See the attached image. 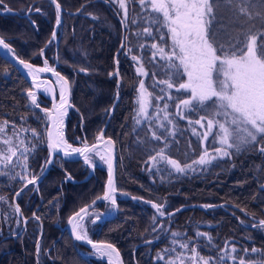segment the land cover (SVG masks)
Listing matches in <instances>:
<instances>
[{
  "label": "trees",
  "instance_id": "obj_1",
  "mask_svg": "<svg viewBox=\"0 0 264 264\" xmlns=\"http://www.w3.org/2000/svg\"><path fill=\"white\" fill-rule=\"evenodd\" d=\"M57 2L65 10L55 38L56 70L71 86L72 106L64 121L69 145L92 144L107 124L105 136L111 137L117 147L115 186L119 191L153 201L165 213L182 205H222L203 210L192 207L169 218H158L150 204L117 199V217L107 219L99 232V224L89 221V237L114 244L125 264H167L169 260H175V264H202L201 257L208 264H240V260L244 264H264V229L252 226L254 219H264V153L259 151L264 145H253L240 153L226 149L232 154L221 157L216 149L225 146L213 139L216 128L207 132V118L196 123L205 113L176 107L179 99L190 93L160 83L170 80L173 69L151 47L154 43L162 46L164 41L159 37L167 31L157 30L151 22V17L162 19L151 9V1L145 0L142 6L139 0H124V8L120 0ZM242 7L247 11L241 12ZM77 10L79 13L71 14ZM214 13L217 21L212 27L225 45L237 38L246 39L249 30L264 32V0L222 3ZM56 20L57 10L51 0H3L0 38L21 60L34 65H45L47 61L53 66ZM120 21L125 26L126 41L117 54L118 79L114 55L122 36ZM146 28L149 31L145 32ZM260 38L258 35V43ZM165 39L171 45L170 37ZM139 67L147 75L138 73ZM182 79L186 81L187 77ZM141 81L145 93L150 94L144 113L139 103ZM29 91L30 83L0 57V123L7 121L5 127L18 133L21 140L17 148H22L7 166H0V197L4 198L0 200V264H35L41 226L38 264H108L103 257L94 258L96 253L82 245L75 246L57 227L104 192L106 165L94 154L89 157L94 165L90 179L81 183L66 181V175L83 179L88 167L57 156L37 187L30 185L16 197L27 220L21 234L14 236L22 223L14 211L13 198L21 186L40 174L48 159L46 117L28 99ZM37 104L42 108L50 105L42 94H38ZM201 156L210 162L200 164ZM169 159L176 160L185 171L176 172L168 164ZM109 209V203L97 204L85 220ZM173 232L181 235L172 236ZM182 243L189 247H180ZM77 248L87 254L86 259ZM158 254L163 259H158Z\"/></svg>",
  "mask_w": 264,
  "mask_h": 264
},
{
  "label": "snow or ice",
  "instance_id": "obj_2",
  "mask_svg": "<svg viewBox=\"0 0 264 264\" xmlns=\"http://www.w3.org/2000/svg\"><path fill=\"white\" fill-rule=\"evenodd\" d=\"M52 2L55 3L56 0H52ZM139 2L142 6L145 5V0H139ZM246 2L248 0H151L150 3L151 9L162 15V19L160 16L151 17V22L158 26L157 30L159 28L167 29L159 37L161 41H164V44L158 46L154 43L151 47L157 49L161 59L168 60L170 62L169 68L173 69L170 80L161 81L160 83H166L168 89L175 87L177 92L184 90L190 93L187 98L179 99L176 107L179 108L182 105L191 111L205 113V115H201L200 120H197L196 123H200L207 118V132H212L214 128L217 129L213 139L215 140L218 135L220 144L225 146L216 149L221 157H228L232 154L226 149H234L235 153H240L248 150L253 145H264V32L252 33L249 30L246 39L237 38L225 45L217 39L216 29L212 27L213 22L217 21L214 9L219 10L222 3L235 5ZM0 3H3V0H0ZM120 7H125L124 0H120ZM56 8V23L59 25L60 4L57 3ZM240 11L246 12L247 9L242 7ZM144 31L147 32L149 29L146 28ZM258 35L261 37L259 43L257 42ZM53 36H55V33H53ZM165 37H170L171 45H168ZM0 45L11 51L9 44L2 38H0ZM166 48L169 50L166 51ZM155 55L156 53L153 54V56ZM133 59L135 60L136 57L133 56ZM19 62L25 68H32L31 64L23 60ZM45 65H47V61H45ZM38 71H52L53 75H56L59 81L62 82L60 85V103L58 106H54L56 110L55 114L52 115L54 124L62 123L60 117L65 115L66 111L62 112L61 109L71 107L66 96L68 81L54 69L45 67L38 69ZM80 71H86V69L81 68ZM137 72L147 75L143 67L137 68ZM184 76L187 77L186 81L182 79ZM139 87L142 90L139 101L140 112L144 113L148 104L147 96L150 94L143 91L144 83L142 81ZM161 91H164V89H161ZM28 95L32 97V103L36 104L34 94L29 91ZM171 98L169 96V99ZM165 108H167V105H165ZM7 123L5 121L3 125H0V133L5 131ZM201 127H204V125L201 124ZM33 135H36L35 131H33ZM51 135L49 133L50 142L48 147L50 149L59 148L61 145L65 148H71V145L63 140L61 134L58 133V139L55 141L51 139ZM156 139H159V137L157 136ZM0 142L9 145L7 152L10 153V155L0 153V158L10 163L12 157L17 155L16 149L12 146L10 139ZM108 143L110 144L111 141L109 140ZM93 147L96 146L93 145ZM72 151L83 155L90 149L85 146L84 148H73ZM259 151L264 153V146L259 147ZM69 154L65 151V155ZM205 156H207V153H205ZM205 156L200 157V164L210 162L205 160ZM100 158L107 163L109 171L108 190L104 193L103 199L111 200V203L115 205L116 200L111 195L116 190L113 187L112 162L104 156ZM215 158L213 157V159ZM152 159L155 160L156 157H152ZM167 162L175 168L176 172L183 173L185 171V168L181 167L176 160L169 159ZM46 163H50V161H46ZM5 166L7 165L5 164ZM27 182L34 184L35 178L29 179ZM133 198L135 199V197ZM3 199V197H0V200ZM152 207L160 215L165 214L161 211V205L152 203ZM15 211L20 212L19 206L15 208ZM84 211L86 210L81 209V212ZM76 215L79 216L80 213ZM75 219L74 216L68 221L69 224L73 225V235L77 240H87L86 234L82 235L77 231L80 225L73 223ZM153 220L155 221V217H153ZM252 226L264 229V219ZM180 235L181 233L178 232L172 233V236ZM198 235L202 236L204 233H198ZM87 242L92 243L90 240H87ZM92 246L98 248L96 244ZM102 247L111 249L113 252L116 251L111 244ZM180 247L188 248L189 244L182 243ZM172 251H175V249H172ZM191 251L195 253L196 250L192 248ZM232 251L235 252L236 249L233 248ZM252 251L256 252L257 249L253 248ZM157 258L163 259L159 254ZM200 259L202 264H208V260L203 257ZM223 259L224 257H221V260ZM109 264H111V260H109ZM167 264H175V260H169ZM240 264H244V261L240 260Z\"/></svg>",
  "mask_w": 264,
  "mask_h": 264
},
{
  "label": "water",
  "instance_id": "obj_3",
  "mask_svg": "<svg viewBox=\"0 0 264 264\" xmlns=\"http://www.w3.org/2000/svg\"><path fill=\"white\" fill-rule=\"evenodd\" d=\"M52 2V0H51ZM57 0L55 3L52 2V5L55 6L56 8V4H57ZM57 10V8H56ZM65 12V10L62 8V6H60V11H59V15H60V23L62 22V13ZM76 13H79V10L75 11V13H71V14H76ZM27 16V15H26ZM120 25L122 26V30H121V40H120V44H119V49L117 51V53L114 55L115 59H114V63H115V74L117 75V77L119 78V68H118V59H117V54L118 52H120V50L124 49V45H125V41H126V35H125V26L124 24L120 21ZM58 27V24L56 23L55 26H54V31L53 33L56 34L57 32V28ZM55 36L52 35V39H54ZM10 48V47H9ZM58 41L56 40V43H55V49H56V53H55V56H54V60H55V64L53 66H40V65H37V64H32L28 61H25L26 63L28 64H31L32 65V68L29 69V68H25L23 64H21L19 61L21 60L15 53L14 51H9V49H5L3 47V45H0V57L3 58L5 61L9 62L13 67H15L18 72H20V74L23 76L24 79H26V81L28 83H30V86H31V92H34L36 93V96H38V94H42L46 99L49 100V107L47 109L45 108H42L40 107L39 104H35V106L40 110V112L42 114L45 115L46 117V131H45V135H46V146L48 148V159L47 161H50V163H45L44 165V169L41 170L40 174H38L37 176L33 177L35 178V183L34 184H30L28 182H26L23 186H21L19 188V191L17 193H20L22 191H24V189H26L27 187H29L30 185H33V186H37V184L40 182V180H42V178L48 173V171L51 169V166L52 164L54 163V160L55 158L58 156L60 158H62L63 160L65 161H68V162H72V161H80L82 164H84L85 166L88 167V173L84 176L83 179L81 180H75L74 178L72 179L69 175H66V178L65 180L66 181H72V182H75V183H81L83 181H86L88 179H90L92 177V175L94 174V168L93 166H91L89 160H88V155L91 154L94 150L96 149H100L102 150L106 155H107V158L111 160L112 162V180H113V187L116 189L115 192L111 193L112 197L115 198L116 200V204L113 205L111 203V200H104L103 199V196H104V193L108 190V179H109V171H108V166H107V169H106V181H105V190L104 192L95 197V199L87 204H85V206L81 207L79 210L75 211L73 214H71L66 220V224L64 225L63 228H60V226L58 225V227L60 228L61 231H66L67 234L69 235V237L71 238L72 242H74V244L78 243L80 245H82L83 247H85L86 249H88L89 251L93 252V253H96V254H100L101 252L105 254L104 256V260L107 261L109 263V257L110 259L113 261V264H125L124 261L122 260V256H121V252L120 250L117 249V247L110 243L109 241L106 242V241H101V240H91L89 238H87V240H90L92 241V243H88L87 240H77L75 238V235H73V232H72V227L73 225L72 224H69V219L71 217H76V219L73 221V223H81L83 222L84 218L86 217L87 213L93 209L95 207V205L97 204H106V203H109L113 208L111 211L107 212L106 214H104L103 216H100V217H97L95 220H94V223H97V222H100V221H106L107 219H111V218H115L117 216V212H118V207H117V199H131L133 201H142V202H145L147 204H150L152 206V203H154L153 201H147L145 199H142L140 197H136V196H132L128 193H124V192H121L117 189V186H115V182H116V169H117V147H116V143L113 141L112 138L110 137H107L105 136V133H104V130L106 128V125H104V127L102 128V131L100 132V135L98 137V139L96 141H94L92 144L90 145H85L87 146L90 151L88 152H85L83 155L79 152H73L72 149L70 150L69 148L68 149H63L61 147L59 148H52L50 149L48 147L49 145V142H50V139H49V133H51V139L53 141L57 140V129H58V124H54L53 122V119H52V115L55 114V107L54 106H58L59 105V100H60V92L58 91V81H59V78L56 76V75H53L52 71H38V69H41V68H49V69H54L57 73L61 75V73L56 70V67H57V51H58ZM11 49V48H10ZM28 73H27V72ZM61 82V81H60ZM62 83V82H61ZM45 84H48L49 86V95L48 96H45L43 93H41V88L42 86H44ZM71 86H70V83L68 81V86H67V93H66V96H67V100H68V104L72 106L71 102H70V95H71ZM28 99L32 102V99L28 96ZM38 105V106H37ZM71 107H66L65 109H61V111H66V114L63 115L62 117H60V120L62 121V132H64L65 130V126L63 124V121H65L67 115L69 114V109ZM109 119V118H108ZM107 119V121H108ZM106 121V122H107ZM111 141V143L109 144L108 141ZM93 145H95L96 147H93ZM85 146H82L81 148H84ZM65 151L69 152L70 154L69 155H65ZM87 158V159H86ZM32 179V178H31ZM18 195L16 194L15 197L13 198V207H14V211H15V208L18 206L17 204V201H16V197ZM135 197V199L133 198ZM192 207H195V208H198L200 210H203V209H211V208H214V207H222L221 204H218V205H197V204H192V205H182L181 207L175 209V210H172L171 212H168V213H165L164 215H160L158 214L157 210L154 209V212L156 213V216L158 217H163V218H169L172 216V214H175L177 212H180L181 210H184V209H188V208H192ZM81 209H85L86 211L84 212H81ZM16 212V211H15ZM17 213V212H16ZM77 213H80L79 216H77L76 214ZM17 216L20 218L21 220V228L20 230L14 234V236H17V235H20L21 234V231L25 228V225H26V220L27 218H25V216L23 215V212H21V209H20V212L17 213ZM81 217H83V219H81ZM255 223H257L258 221L260 220H253ZM41 225V224H40ZM40 236L38 237L37 239V245H36V263L35 264H38V248H39V241L43 235V228L41 226V229H40ZM93 244H96L98 246V248H93ZM107 244H111L113 246V248L116 250L115 252H113L111 249H108V248H104L102 247L103 245H107ZM77 252L79 253V255L82 257V258H87L86 257V254H84L83 252H80L79 249H77ZM118 253V255H117ZM108 257V258H107Z\"/></svg>",
  "mask_w": 264,
  "mask_h": 264
},
{
  "label": "rangeland",
  "instance_id": "obj_4",
  "mask_svg": "<svg viewBox=\"0 0 264 264\" xmlns=\"http://www.w3.org/2000/svg\"><path fill=\"white\" fill-rule=\"evenodd\" d=\"M149 1H151V0H149ZM60 85H61V82L60 81H58V90H59V92L61 91V88H60ZM144 91V90H143ZM145 92V91H144ZM34 94V93H33ZM140 96H141V93H140ZM147 106H148V104H147ZM147 106H146V108H147ZM146 110V109H145ZM63 123H64V121H63ZM0 125H3V123H0ZM217 130V129H216ZM63 134V133H62ZM216 138H217V143L218 144H220V142H219V136L217 135L216 136ZM6 139H10L11 141H12V146L16 149V152L18 153V151L20 152V151H22V148L19 150V148H17L18 147V144L20 143V140H21V137H19V135H18V133H16V132H14L13 130H9L7 127H5V131L3 132V133H0V141H3V140H6ZM63 139H64V141L68 144V142H67V140H66V138H65V135H63ZM69 145V144H68ZM221 145V144H220ZM8 147H9V145H7V144H4V143H2V142H0V153H4V154H6V155H10V153H8L7 152V149H8ZM74 147L71 145V148H69L70 150L71 149H73ZM94 152H96L97 153V155H99V157H101V156H104V157H106L107 158V155L103 152V151H101V150H95ZM101 159V158H100ZM8 162L7 161H4L2 158H0V166H5V164H7ZM102 163H104V160H102ZM161 211H163L162 209H161ZM164 212V211H163ZM165 213V212H164ZM159 214V213H158ZM155 215H156V213H155ZM159 216H160V214H159ZM158 217V216H157ZM158 218H160V217H158ZM163 218V217H162ZM164 226V225H163ZM166 226V225H165Z\"/></svg>",
  "mask_w": 264,
  "mask_h": 264
},
{
  "label": "flooded vegetation",
  "instance_id": "obj_5",
  "mask_svg": "<svg viewBox=\"0 0 264 264\" xmlns=\"http://www.w3.org/2000/svg\"><path fill=\"white\" fill-rule=\"evenodd\" d=\"M40 66H46V65H40ZM47 66H50V65H48L47 64ZM108 137V136H107ZM111 138V137H110ZM98 139V138H97ZM96 139V140H97ZM95 140V141H96ZM93 143V142H92ZM85 145H90V144H82V146H85ZM82 146H79V147H77V146H75V147H77V148H81ZM92 155L94 154V155H96L98 158H100L99 157V155H97V153L96 152H93V153H91ZM89 157H90V154L88 155V160H89ZM89 162H90V160H89ZM90 164H91V162H90ZM91 166H93V168H94V165H92L91 164ZM88 173V172H87ZM37 187V186H36ZM93 201V200H92ZM112 206L110 205V209L108 210V211H106V212H104V213H99V212H96V214H91L88 218H87V220H85V218H84V220H83V222H81V223H79V225H80V227H78L77 228V231L78 232H80V234H82V235H84V234H86L87 235V238H89V239H91V240H99V239H93V238H90L89 237V232L91 231L92 232V230L90 229V225H89V221L90 222H92L93 224H96V223H94V220L97 218V217H100V216H103L104 214H106L107 212H109V211H111L112 210ZM92 210V209H91ZM75 212V211H74ZM73 214V213H72ZM88 214V213H87ZM117 214H118V212H117ZM87 216V215H86ZM117 217V216H116ZM115 217V218H116ZM112 219V218H111ZM107 221V220H106ZM67 222V221H66ZM66 222L64 223V225L66 224ZM105 221H100V222H97V224H99V228H97V230H98V232L100 231V226H101V224H103ZM58 225L60 226V228H63L64 227V225L63 226H61L60 224H57V227H58ZM59 228V229H60ZM20 230V229H19ZM61 231V230H60ZM64 232H66V231H64ZM63 231H62V233H64ZM67 233V232H66ZM57 240V239H56ZM102 241V240H101ZM75 246H76V244H75ZM78 249V248H77ZM81 252V251H80ZM85 254V253H84ZM90 255V254H89ZM86 256H87V254H86ZM91 257H93V255L91 256ZM99 257H101V255L100 254H96V255H94V258H96V259H98Z\"/></svg>",
  "mask_w": 264,
  "mask_h": 264
},
{
  "label": "bare ground",
  "instance_id": "obj_6",
  "mask_svg": "<svg viewBox=\"0 0 264 264\" xmlns=\"http://www.w3.org/2000/svg\"><path fill=\"white\" fill-rule=\"evenodd\" d=\"M60 25H58V27H59ZM27 72V71H26ZM28 73V72H27ZM62 75V74H61ZM119 79V78H118ZM34 93V92H33ZM41 93H43L45 96H48L49 95V86H48V84H45L44 86H42V88H41ZM34 96H35V99H36V93H34ZM31 99H32V97H30ZM59 102H60V100H59ZM62 124H58V129H57V133H56V135H57V139H58V133L59 134H61L62 136H63V134H62ZM64 140V139H63ZM61 148H63V149H68V148H65L63 145H61ZM86 254V253H85ZM94 254V253H93ZM89 255V254H88Z\"/></svg>",
  "mask_w": 264,
  "mask_h": 264
}]
</instances>
